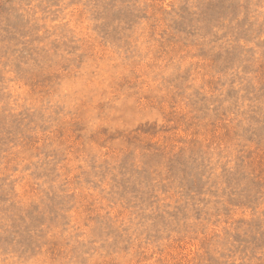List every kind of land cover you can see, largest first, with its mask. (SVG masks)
<instances>
[{
    "label": "rangeland",
    "instance_id": "obj_1",
    "mask_svg": "<svg viewBox=\"0 0 264 264\" xmlns=\"http://www.w3.org/2000/svg\"><path fill=\"white\" fill-rule=\"evenodd\" d=\"M0 264H264V0H0Z\"/></svg>",
    "mask_w": 264,
    "mask_h": 264
}]
</instances>
